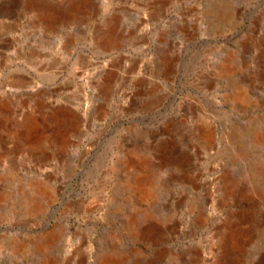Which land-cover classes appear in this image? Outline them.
I'll use <instances>...</instances> for the list:
<instances>
[{"label":"rangeland","instance_id":"374dc122","mask_svg":"<svg viewBox=\"0 0 264 264\" xmlns=\"http://www.w3.org/2000/svg\"><path fill=\"white\" fill-rule=\"evenodd\" d=\"M0 264H264V0H0Z\"/></svg>","mask_w":264,"mask_h":264},{"label":"water","instance_id":"95a60500","mask_svg":"<svg viewBox=\"0 0 264 264\" xmlns=\"http://www.w3.org/2000/svg\"><path fill=\"white\" fill-rule=\"evenodd\" d=\"M49 225H50V221H46V222L43 223V225L39 226V228H37V229H31V228H30V229H27V230H28L30 233H39V232L45 230L46 228H48Z\"/></svg>","mask_w":264,"mask_h":264},{"label":"bare ground","instance_id":"6f19581e","mask_svg":"<svg viewBox=\"0 0 264 264\" xmlns=\"http://www.w3.org/2000/svg\"><path fill=\"white\" fill-rule=\"evenodd\" d=\"M80 5H81V4L76 3V4H74V8H78ZM140 183H141V182H140ZM45 243L48 244V243H49V240H46Z\"/></svg>","mask_w":264,"mask_h":264}]
</instances>
